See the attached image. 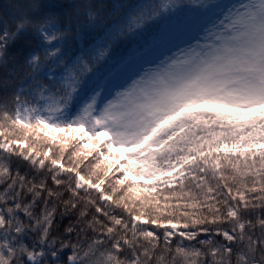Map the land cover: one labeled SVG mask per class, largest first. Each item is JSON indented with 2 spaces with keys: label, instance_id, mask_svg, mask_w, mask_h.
<instances>
[{
  "label": "snow or ice",
  "instance_id": "obj_1",
  "mask_svg": "<svg viewBox=\"0 0 264 264\" xmlns=\"http://www.w3.org/2000/svg\"><path fill=\"white\" fill-rule=\"evenodd\" d=\"M0 264H264V0H0Z\"/></svg>",
  "mask_w": 264,
  "mask_h": 264
}]
</instances>
